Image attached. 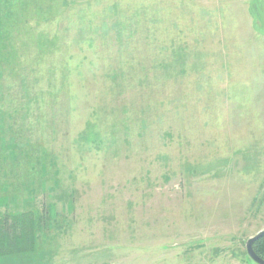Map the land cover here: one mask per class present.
<instances>
[{
	"label": "rangeland",
	"instance_id": "rangeland-1",
	"mask_svg": "<svg viewBox=\"0 0 264 264\" xmlns=\"http://www.w3.org/2000/svg\"><path fill=\"white\" fill-rule=\"evenodd\" d=\"M264 0H0V264H256Z\"/></svg>",
	"mask_w": 264,
	"mask_h": 264
},
{
	"label": "water",
	"instance_id": "water-1",
	"mask_svg": "<svg viewBox=\"0 0 264 264\" xmlns=\"http://www.w3.org/2000/svg\"><path fill=\"white\" fill-rule=\"evenodd\" d=\"M264 236V228L259 230L256 234H254L253 236L249 237L246 242H245V249H246V253L247 255L250 257V259L252 261H254L256 264H264V259L261 258L260 256H258L254 249H253V245L254 243L261 237Z\"/></svg>",
	"mask_w": 264,
	"mask_h": 264
},
{
	"label": "trees",
	"instance_id": "trees-1",
	"mask_svg": "<svg viewBox=\"0 0 264 264\" xmlns=\"http://www.w3.org/2000/svg\"><path fill=\"white\" fill-rule=\"evenodd\" d=\"M255 253L264 259V236L259 238L253 245Z\"/></svg>",
	"mask_w": 264,
	"mask_h": 264
},
{
	"label": "bare ground",
	"instance_id": "bare-ground-1",
	"mask_svg": "<svg viewBox=\"0 0 264 264\" xmlns=\"http://www.w3.org/2000/svg\"><path fill=\"white\" fill-rule=\"evenodd\" d=\"M250 258V257H249ZM254 262V261H253ZM255 263V262H254Z\"/></svg>",
	"mask_w": 264,
	"mask_h": 264
}]
</instances>
